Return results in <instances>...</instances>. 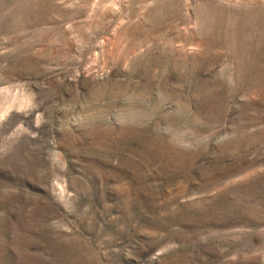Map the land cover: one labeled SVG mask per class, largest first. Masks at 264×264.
I'll return each instance as SVG.
<instances>
[{"label":"rangeland","instance_id":"obj_1","mask_svg":"<svg viewBox=\"0 0 264 264\" xmlns=\"http://www.w3.org/2000/svg\"><path fill=\"white\" fill-rule=\"evenodd\" d=\"M0 264H264V0H0Z\"/></svg>","mask_w":264,"mask_h":264}]
</instances>
